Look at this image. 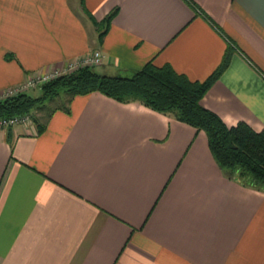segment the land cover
Segmentation results:
<instances>
[{"label": "crops", "instance_id": "obj_1", "mask_svg": "<svg viewBox=\"0 0 264 264\" xmlns=\"http://www.w3.org/2000/svg\"><path fill=\"white\" fill-rule=\"evenodd\" d=\"M83 3L0 0V92L95 52L103 75L152 62L192 82L229 54L202 105L264 130V0ZM40 123L0 128V264H264V190L204 130L99 92Z\"/></svg>", "mask_w": 264, "mask_h": 264}, {"label": "trees", "instance_id": "obj_2", "mask_svg": "<svg viewBox=\"0 0 264 264\" xmlns=\"http://www.w3.org/2000/svg\"><path fill=\"white\" fill-rule=\"evenodd\" d=\"M82 4L88 14L83 0ZM115 14L111 13L104 21L95 24L107 30ZM105 30L100 33L101 38ZM229 64L230 55L227 54L205 82H192L170 65L159 68L152 62L130 77L107 76L95 71L94 67H83L44 84L38 97L26 92L0 101V116L31 115L41 125L42 119L35 117V113L45 110L49 102L61 95L66 96V103L77 95L94 92L119 101H140L158 112L173 115L198 130H204L220 167L264 190V130L257 132L244 122L229 127L219 115L202 105L203 97Z\"/></svg>", "mask_w": 264, "mask_h": 264}, {"label": "built area", "instance_id": "obj_3", "mask_svg": "<svg viewBox=\"0 0 264 264\" xmlns=\"http://www.w3.org/2000/svg\"><path fill=\"white\" fill-rule=\"evenodd\" d=\"M103 61V55L100 52H95L90 56H87L83 59L78 61H74L67 65V67L63 69H57L53 72L39 77H32L29 78L24 83L15 86L5 92H0V101L17 96L22 93H26L34 87L43 86L58 77L63 75L69 74L73 71H76L83 67H96L100 65ZM33 122V118L31 115H19V116H12V117H1L0 116V128L1 129H9L15 128L22 125H28Z\"/></svg>", "mask_w": 264, "mask_h": 264}, {"label": "rangeland", "instance_id": "obj_4", "mask_svg": "<svg viewBox=\"0 0 264 264\" xmlns=\"http://www.w3.org/2000/svg\"><path fill=\"white\" fill-rule=\"evenodd\" d=\"M81 7L83 8V4H82V0H81ZM84 10V8H83ZM97 30L99 33L103 32L105 30V28H102V27H98L96 24H95ZM44 85V84H43ZM41 86H38V87H34L32 88L31 90H29V95L31 96H34V97H38L42 94V91H41ZM66 96L65 95H61L59 98L55 99L54 101H51L48 103L47 107L45 108V110L41 111V112H36L35 113V117H38V119H44L46 116H48L51 111L58 107V106H64L66 104Z\"/></svg>", "mask_w": 264, "mask_h": 264}]
</instances>
